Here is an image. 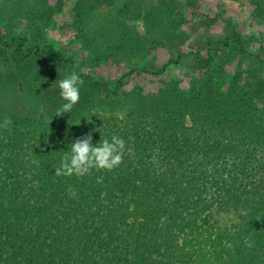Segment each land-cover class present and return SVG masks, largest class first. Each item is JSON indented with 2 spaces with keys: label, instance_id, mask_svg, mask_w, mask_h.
Returning a JSON list of instances; mask_svg holds the SVG:
<instances>
[{
  "label": "trees",
  "instance_id": "trees-1",
  "mask_svg": "<svg viewBox=\"0 0 264 264\" xmlns=\"http://www.w3.org/2000/svg\"><path fill=\"white\" fill-rule=\"evenodd\" d=\"M167 3L171 16H184L185 0ZM58 13L61 7L48 8L49 16ZM68 27L62 25L63 34ZM232 34L244 59H260L235 28ZM231 40L215 41L204 56L199 51L187 56H194L196 69L206 70L215 54L231 49ZM6 66L32 75L43 98L56 106L64 101L53 84L73 72L93 90L121 97L123 78L114 90L93 82L64 45H28L25 37L0 36V67ZM165 70L141 72L157 76ZM173 90L171 103L179 92ZM212 97L211 103L197 101L191 112L187 108L195 102H155L148 113L98 116L80 127L0 129V264H264V136L239 143L232 138L233 125L227 126L229 137L226 127L210 122L200 132L185 127L189 117L201 115L211 122L235 120L244 133L264 134V111L241 107L257 103L251 94L219 91ZM88 101L80 97L73 113ZM90 131L94 145L101 135L121 137L123 163L82 177L55 176L69 145ZM212 131L217 135L210 137Z\"/></svg>",
  "mask_w": 264,
  "mask_h": 264
},
{
  "label": "rangeland",
  "instance_id": "rangeland-1",
  "mask_svg": "<svg viewBox=\"0 0 264 264\" xmlns=\"http://www.w3.org/2000/svg\"><path fill=\"white\" fill-rule=\"evenodd\" d=\"M185 1L184 16L179 17L168 13L167 0H0V36L25 37L28 45L66 46L74 52L80 73L106 89L114 90L123 78L119 98H109L104 89L95 91L83 83L80 97H89L88 105L79 113L72 109L57 116L60 105L43 98L32 75H17L10 66L0 67V129L12 133L16 128L80 127L98 116L123 118L137 110L146 112L155 102L174 106L195 102L187 108L191 112L197 109V101L211 103L219 91L251 94L257 103H239L241 107L247 111L250 104L264 111V0H196L194 5ZM50 7H61L62 13L49 16ZM79 10L83 14L76 19ZM65 24L70 28L63 34L60 28ZM233 28L259 60L243 58L234 43ZM226 38L232 39L231 49L215 54L210 68L196 69L194 56L187 54L199 51L204 56L215 41ZM177 59L178 64H170ZM164 68L157 76L141 72L159 73ZM200 85L205 89L203 95L197 93L203 89ZM172 90L179 91L172 94L175 103L169 95ZM191 117L185 125L190 131L200 132L210 122L215 128L226 127L227 136L232 131L227 126L233 125L232 138L239 143L264 136L262 131L244 133L243 124L235 120L218 117L211 122L199 115L191 121ZM216 133L212 131L210 137Z\"/></svg>",
  "mask_w": 264,
  "mask_h": 264
},
{
  "label": "clouds",
  "instance_id": "clouds-1",
  "mask_svg": "<svg viewBox=\"0 0 264 264\" xmlns=\"http://www.w3.org/2000/svg\"><path fill=\"white\" fill-rule=\"evenodd\" d=\"M56 84L60 90V97L64 101L57 110V116H61L70 113L79 102L80 86L83 81L77 73L73 72L63 79H59L53 85ZM125 147V141L116 135H113L111 139L101 135L99 143L94 145L93 134L90 131L74 139L69 145V150L54 169L55 176L82 177L90 174L92 170L112 171L123 163ZM68 192L71 197L77 195L76 190L71 186H69Z\"/></svg>",
  "mask_w": 264,
  "mask_h": 264
}]
</instances>
